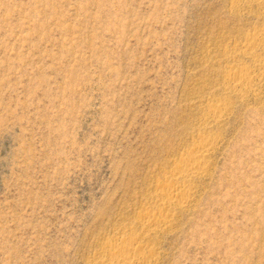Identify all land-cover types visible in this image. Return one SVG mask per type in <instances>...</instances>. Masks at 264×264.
<instances>
[{
	"label": "rangeland",
	"instance_id": "374dc122",
	"mask_svg": "<svg viewBox=\"0 0 264 264\" xmlns=\"http://www.w3.org/2000/svg\"><path fill=\"white\" fill-rule=\"evenodd\" d=\"M263 37L243 0H0V264H97L206 137L154 264H264Z\"/></svg>",
	"mask_w": 264,
	"mask_h": 264
},
{
	"label": "bare ground",
	"instance_id": "6f19581e",
	"mask_svg": "<svg viewBox=\"0 0 264 264\" xmlns=\"http://www.w3.org/2000/svg\"><path fill=\"white\" fill-rule=\"evenodd\" d=\"M243 1L251 4L254 3L257 5L264 6V0H243ZM261 34L263 33L256 31L255 36H253L254 38H251L247 42L246 49L249 52L253 51L256 45V37H258ZM237 73L230 75L228 74L229 76L226 77L228 80L226 84L228 83V85L235 90L241 89L248 95V93L252 91L251 75L248 73H243L242 71L239 74ZM213 111L214 113H216L218 110L215 108L213 109ZM214 143H215L214 140L211 141V139H208L207 137L203 138L202 141L194 145L193 148L187 154H184L185 156H181L178 163H176V168H173L175 170L172 172L171 176H169V179L167 178L168 179L167 184L159 185L157 188L156 196L154 195L158 203V205L155 206L157 210L156 208L155 210L153 209L154 211L145 210L146 212L142 213L143 215L141 214L142 217L140 218L138 224L141 228V233L136 234L131 229L130 231L132 232H129L128 234H124L123 232L116 234V236L112 241H108L102 244L103 255L100 256L98 261H96L97 264H154L155 263L154 262L155 253L154 251L148 249L150 240L153 235L159 232H164L169 227V224L173 222V221L170 222L171 219H169L170 217H174L171 215L172 212L174 213L173 208H175L176 206L182 208L188 202V197L191 189L188 188V184L186 183V181L187 180L189 181L192 177L197 178V176L203 174L205 175L206 171L208 170L207 166L209 162L208 161L209 155L212 154L210 152H212V149L214 148ZM183 182H185L187 186L184 185Z\"/></svg>",
	"mask_w": 264,
	"mask_h": 264
}]
</instances>
